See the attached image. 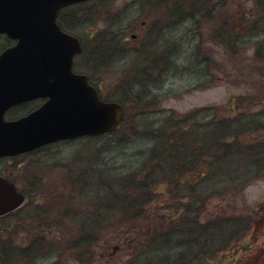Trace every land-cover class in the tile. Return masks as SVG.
Returning a JSON list of instances; mask_svg holds the SVG:
<instances>
[{"label": "rangeland", "instance_id": "obj_1", "mask_svg": "<svg viewBox=\"0 0 264 264\" xmlns=\"http://www.w3.org/2000/svg\"><path fill=\"white\" fill-rule=\"evenodd\" d=\"M195 1L191 0V5L196 9ZM166 2L169 3V0ZM168 3L159 8L156 0H106L81 7L84 9L90 6L94 10V16L82 21L86 28L95 29L96 32L94 31L92 36L101 33L103 41L106 34H109L111 39L119 38L118 45H115L116 50L109 51L111 55L106 53L105 58L100 60L98 74H93L92 79L100 85L103 97H111L110 99L116 101L124 100V108L129 119L128 123H123L113 135L91 140L81 138L68 144L52 146L37 154V156L50 154L56 164L50 166L53 168L43 175V178H48L50 184L42 186L41 191L45 196H42L39 207L45 205L47 207L45 209H49L48 206H55L57 200L55 196L62 190L66 191L67 186L64 184L66 164L72 171L83 166L85 161L93 162V167L97 162L98 167L112 177L115 174L127 175L140 169L141 175H146L149 171L148 166L152 164L151 162L148 164L147 160L148 152L153 146L154 140L151 139L153 132L163 127L166 121H170L169 119L173 124L180 123L183 127L188 124L196 125L194 136L198 135V143L209 133L213 132L216 137L218 133L223 132L218 130L219 124L225 123L222 129L232 132L221 134L222 143L225 140L231 141L234 132L232 130L241 127L242 131L233 138L231 149L213 148L211 153L201 155L202 162L198 161L200 162L198 169L212 167L214 172L208 170L209 174L197 184L196 190L199 191L201 198L198 197L196 201L193 197L189 199L191 209L189 212L182 211L181 214L177 212L180 205L187 203L188 187L183 185L179 193L174 192L173 195L172 193L169 195V188L165 197H162L161 193H154L153 199L148 206L146 205L144 215L139 217L138 221H134L136 225H122L117 231L119 236L127 235L131 238L135 236L134 232L140 233L150 225L156 226L157 229L161 225L163 231L169 230L170 228H166V221L175 215H179L183 222L181 230L190 217L202 222L224 219V225L230 223L232 225V222L242 220L245 221L242 224L245 226V236L243 232L237 237L231 236L230 233L226 234V247L230 248L224 250L225 254H216L217 257L213 259L205 260L211 255L207 253L208 247L202 245L201 253L207 255L194 264H219L220 256L227 260L232 256L231 260H238L239 264L258 262L264 264V258L261 257L264 253V176L256 173L257 168H260L252 162L255 156L264 155L262 152L264 142L255 144L264 140V11L260 9L264 5V0H199L198 5L203 7V13L200 12V15L195 17L196 20L185 18L179 22L175 20L177 17L174 11L168 16L170 11ZM185 15L187 14L184 13ZM237 15L240 16V20L245 19L248 25L245 26V40H239L241 43L233 51L218 41L216 43V39L211 38V32L212 29H217L219 24H223L226 18L229 17L232 21ZM143 21L146 28L154 22L163 23L161 28L156 30L159 35L155 37L154 32L153 40L142 45L145 50L151 51L149 56L152 57H149L147 65L150 68L156 65L152 79L143 78V75L135 71L146 63L138 57L140 51L136 53L133 50V38H129L128 42L121 40L123 35L129 37L130 33H134ZM222 26L228 27L225 24ZM82 35L87 38L83 32ZM195 45H198L207 56L206 61L210 64L208 73H203L202 67L195 64L193 54L190 55ZM136 46H139L138 40ZM154 55H159L157 62L154 61ZM161 56L163 58H160ZM126 80L134 84L133 87L138 85L135 92L139 97L145 96L144 99L136 101L133 98V88L124 87ZM139 80L144 82L136 84L135 82ZM185 116L188 121L179 122ZM210 119H214L213 122ZM192 131L191 129L190 132ZM253 144L255 145L250 147ZM251 148L253 152L246 154L245 149ZM209 155L215 157L211 158L213 161L210 166L207 161L204 162ZM37 156L26 160L35 161ZM261 168L264 169V166ZM18 172L19 170H15L16 174ZM46 201L52 204L46 206ZM198 202L201 203V208L194 211L195 203ZM58 210L59 208H51L48 218H39L37 224L39 231L24 225V228L15 235V240L25 241V244L13 249L22 250L32 238L41 234L40 237L47 240L45 242L53 245L48 255L42 258L41 249V252L28 261L21 259L15 264H77L78 258L74 259L75 253L65 250V247L71 244L74 233L73 236L70 234V227L59 218L61 214ZM82 212L89 213V209ZM28 214H34L33 209L27 212L26 222L30 220ZM45 220L49 225L44 224ZM102 236L113 239L109 248L102 247V243L97 244L101 242L100 240L95 243L98 247L95 253L99 254L98 258L103 264H125L128 257L139 250L137 239L134 243L131 242L125 251V248H117L120 244L116 240L118 236L115 231L109 229ZM206 236L209 239L211 234ZM174 238L178 237L175 235ZM237 239H241L238 244ZM116 243L119 244L115 247L117 249H112ZM206 243L211 244L210 240ZM178 247L179 243H176L174 248ZM234 247L236 251L233 250L231 254ZM175 249L169 251L175 252ZM6 250V255L0 252V264H12L7 254L9 251ZM57 251H61V255ZM166 251L168 250L164 249L158 253ZM152 256L154 255H149Z\"/></svg>", "mask_w": 264, "mask_h": 264}, {"label": "trees", "instance_id": "obj_2", "mask_svg": "<svg viewBox=\"0 0 264 264\" xmlns=\"http://www.w3.org/2000/svg\"><path fill=\"white\" fill-rule=\"evenodd\" d=\"M104 1L106 0H94L92 2L102 3ZM198 1L199 0L195 1L197 5L195 9L191 5V0H169V3L167 2L170 8L168 16L173 14L171 11H174L176 13L175 17H177L175 20H181L185 18L196 20L195 17H198L200 12L203 13V7L198 5ZM85 4L73 5L61 10L58 16L60 18V23L68 30H73L71 27H74L78 23L81 25L84 23L82 22L83 20L94 16V10H92L90 6L81 9V7H83ZM260 9L263 12L264 5L261 6ZM184 13L187 15L184 16ZM210 16L211 14L208 17L210 18ZM234 17L235 19L232 21H230L229 17L225 19L223 24L227 25L228 27H223V24H219L218 28L212 29L211 32V38L216 39V43L218 41L219 44L225 45L227 48H230L233 51L236 50L238 45L241 43L239 40H245V26L248 25L246 24L245 19L240 20L239 15ZM66 18L73 19V22L62 20ZM86 39L87 42L84 49L85 57H87L88 61L90 60L89 63L91 67L85 66V71L88 73L91 82L94 83L92 76L93 74H98L97 70L100 60L105 58V54L109 53V51L114 52L116 50L115 45H118L119 38L111 39L110 35L106 34L104 38L105 41H103L102 34L98 33L95 37ZM11 43L12 41L9 40L5 35H0V51L8 47ZM149 52L151 51L147 49L145 50V47L140 50L138 57H141L142 62L144 61L143 63L146 64H143V66L135 71L143 75V78L146 77L148 79L151 77L152 79V74L156 68V65L151 68L147 65L150 57ZM192 54L194 56L193 59L195 60V64H198L202 67L201 70L203 73H208L207 71L209 70L210 64L208 61H206V54L199 49L198 45L193 46L192 53H190V55ZM108 55L110 56L111 54L109 53ZM158 56L159 55H154L153 58L155 62H157L159 59ZM160 58H163V56ZM141 59L139 60L141 61ZM140 82L141 80L136 81L135 83L137 84ZM133 85L127 80L124 83V87H129L131 89L133 88L132 96L136 101L144 99L145 96L139 97L137 92H135V87L138 85H135L134 87ZM97 87L100 92V96L102 97L103 95L102 91L100 90V85H97ZM118 101L123 105V107L125 106L124 100ZM128 119V114L124 108V117L120 127L123 123L127 124ZM169 120L170 121H166L163 127L161 126L159 129H156L153 132L154 134L151 137V139L154 140L153 146L148 152L149 158L147 160L148 164L150 162L152 164L148 166L149 171L144 176L143 174L141 175L140 169L138 171H132V173L123 176L121 174H115L113 178L112 176L105 174L106 171H102L100 167H98L97 162L93 167V162L85 161L83 166L76 167L72 171L70 170L69 165H65L67 171L64 177V184L67 186L66 191H60L55 196V198H57L55 206H48V208H59L58 211L61 214L59 218L63 219V222L69 225V232L72 236L74 233L71 244H68V246L65 247V250L67 249L72 253H75L74 259L78 258V261L76 262L77 264H103V261L99 259V254L95 253V249L98 248L97 244L101 243L102 247L109 248V245L113 239L106 238L107 236H102L109 229L115 231L116 235L118 236L116 240L121 245L120 246L118 243H116L112 249L119 245L117 248H125L126 251L129 244L131 242L134 243L137 239L136 244L139 250L134 252L131 257H128V261H126L125 264H194L197 260H200L205 255H207V253H209L211 256L206 257L205 260L209 258H216V254H225L224 250L230 248L226 247V234L230 233L231 236L233 235V237H237V235L239 236L243 232V235L245 236V226L242 225L245 221L242 220H236V222H232V225H230L231 223L228 225L225 223L226 225H224V219H221L222 221L211 219L209 221L202 222L190 217L187 219V223H184V229L181 230L180 227L182 226L183 222L180 220L179 215L170 217L166 221V228H170L169 230L167 229L163 231L161 225H159V229H157L156 226L153 227L150 225L147 229L142 230L140 233L134 232L136 234L131 238H129L127 235H124L123 237L118 235L117 228L119 226H134L137 224L135 222L140 219L139 217L144 215L143 212L153 199L154 193H161L162 197H165L169 188V195L171 193L173 195L174 192L178 194L180 189L183 188V185L188 187V191L186 192V197L188 198L187 203L180 205L177 208V212L178 214H181L182 211L189 212L191 210L189 207V199L193 197V200L196 201L198 197L201 198V196H199V191L196 190L197 184L201 180L203 181V179L209 174L210 170L214 172L211 169L212 167L209 169L208 167L202 168V166H200L202 170L198 169L200 162H202L201 155L211 153L213 148L219 150L223 148L224 150L231 149V145H233V138L242 131L241 127L235 128V130H232L234 131L232 140H225L224 143H222L221 134H230L232 132L225 130V128L222 129L225 123L219 124L218 130L220 129L223 132L218 133L216 137H214L213 132L209 133L204 136V140H202V142L200 141L198 143V135L196 134L194 136V132L197 130L196 125L188 124L186 127H183L180 123L173 124L171 119ZM210 120L213 122L214 119ZM185 121H188L186 116L184 119L179 120V122ZM191 129L193 130L192 132H190ZM190 133H192V135H189ZM101 137L102 136L95 138ZM87 139L91 140L93 137H89ZM263 142L264 140L257 141L255 144H261ZM255 144L251 145L250 147L254 146ZM236 148L240 149V147ZM245 151L246 154L253 152L252 148L247 150L245 149ZM211 158L214 159L215 157L209 155V158L204 160L205 163L206 161L208 162L209 166L212 165L213 160ZM199 160L201 161L198 162ZM252 162L253 165L256 167L259 166L260 168H257L256 173H261V176H264V169L261 168L264 166V155L259 154L255 156ZM203 166L205 165L203 164ZM152 179L155 180L149 182ZM157 188H159V190H157ZM51 202H53V199ZM29 204L32 205V208L29 209H33L34 214H28L30 215V220H28L25 225L27 228L32 227L36 231H39V227L37 226L38 220L39 218H48V214L50 213L49 209H45L47 208L45 205L39 207L41 201H39L38 204H33L30 201ZM51 204L52 203H48V201H46V206ZM200 208L201 203H195L194 211H197ZM84 209H89V213H83L82 211ZM44 224H48L46 223V220L44 221ZM242 226H244V229ZM206 234H211V237L208 239ZM40 235L32 238L28 242L27 246L23 247L22 250H15L11 248L8 254L10 263H19L21 259L23 261H28V259L41 252V249H43L41 252L42 258L47 256L48 252L53 248V245L45 242L47 240L40 237ZM175 235L178 237L177 239L174 238ZM242 238L244 239V237ZM99 240L101 242L97 243ZM209 240L211 244L206 243V241ZM240 240L241 239H237V244ZM176 243H179V247L175 249L174 246ZM202 245L208 247L207 253H201ZM163 248L168 251H166V253H158L164 250ZM169 249H175V252H170ZM233 250L236 251V247L232 248L231 254ZM0 252L2 253L3 250L0 249ZM57 252H59V255H61V251ZM150 254H153L154 256L149 257ZM261 257L264 258V253ZM231 258L232 256L230 257V260H227V258L225 259L223 256H220V261L218 263L239 264V262H237L238 260L233 261ZM233 259H235V257H233ZM258 264H260V262H258Z\"/></svg>", "mask_w": 264, "mask_h": 264}, {"label": "water", "instance_id": "obj_3", "mask_svg": "<svg viewBox=\"0 0 264 264\" xmlns=\"http://www.w3.org/2000/svg\"><path fill=\"white\" fill-rule=\"evenodd\" d=\"M84 1L0 0V34L15 41L0 52V155L109 133L121 122V104L101 100L87 76L72 71L80 43L56 21L63 7ZM41 97L47 100L37 110L14 121L3 120L7 108ZM25 201L10 184L9 193L0 194V213Z\"/></svg>", "mask_w": 264, "mask_h": 264}, {"label": "flooded vegetation", "instance_id": "obj_4", "mask_svg": "<svg viewBox=\"0 0 264 264\" xmlns=\"http://www.w3.org/2000/svg\"><path fill=\"white\" fill-rule=\"evenodd\" d=\"M156 1V5H158L159 8L167 4L166 0ZM62 20L73 22V19L69 18ZM58 22L62 30L69 31V33L79 39L82 46V51L81 53L73 57L72 70L76 73H85V66H91L87 57H85L84 49L87 39L84 38L82 32L89 39L94 37L92 35H94L93 32L95 31V29L91 30V28H86L83 23L81 25H79L78 23L76 25L74 24V27H71L73 30H68L60 23V18ZM145 24L146 23L143 21L134 33H130L129 37L123 35L121 39L122 42H128L129 38H133L132 41L134 46L132 48H134L133 50H135L136 52H139L142 48H144L142 47V45L144 46L146 44V41L150 42L153 40L152 35L154 34V32H156L155 37L159 35L158 31L156 30L160 29L163 23L154 22L150 24L148 28H146L147 26H145ZM136 38L139 42V46H136L137 40H134ZM46 100L47 98L41 97L12 105L4 111L3 120L14 121L19 118L25 117L29 113L40 108L46 102ZM74 140L75 139L60 140L16 154L0 155V194L6 195L7 193H9L10 184H12L15 195L18 197H24L26 199L24 204L20 207L4 213H0V249L3 250V254L5 253L6 249L17 248L19 245H21L22 247V245L25 244V241L18 242V240H15L16 232L24 228L27 212L30 210L29 208L32 207L29 202L31 201L33 204H38V202L41 201L42 196H45V194L41 191L42 186L47 183L50 184L48 178H43V175H45L48 170H51L53 168L50 166H55L56 164L53 162V158L50 154L41 156H37V154H40L41 151L49 149L52 146L68 144ZM36 156L38 158L35 161L26 160V158L33 159ZM49 161H51V163ZM15 170H19L18 174L15 173ZM45 180H47L48 182H44ZM8 203L9 201H7V205H9Z\"/></svg>", "mask_w": 264, "mask_h": 264}]
</instances>
